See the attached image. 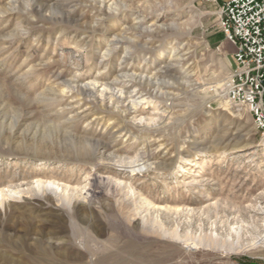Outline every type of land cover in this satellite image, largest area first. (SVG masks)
Wrapping results in <instances>:
<instances>
[{
  "label": "rangeland",
  "instance_id": "rangeland-1",
  "mask_svg": "<svg viewBox=\"0 0 264 264\" xmlns=\"http://www.w3.org/2000/svg\"><path fill=\"white\" fill-rule=\"evenodd\" d=\"M120 2L0 0V264H264V131L222 91L219 1ZM126 69L165 87L115 103Z\"/></svg>",
  "mask_w": 264,
  "mask_h": 264
},
{
  "label": "built area",
  "instance_id": "built-area-1",
  "mask_svg": "<svg viewBox=\"0 0 264 264\" xmlns=\"http://www.w3.org/2000/svg\"><path fill=\"white\" fill-rule=\"evenodd\" d=\"M217 12L219 27L234 47L222 91L246 107L257 130L264 131V0H225Z\"/></svg>",
  "mask_w": 264,
  "mask_h": 264
},
{
  "label": "bare ground",
  "instance_id": "bare-ground-1",
  "mask_svg": "<svg viewBox=\"0 0 264 264\" xmlns=\"http://www.w3.org/2000/svg\"><path fill=\"white\" fill-rule=\"evenodd\" d=\"M62 1H64V2H67V1H70V0H62ZM77 1H79V0H77ZM121 1V0H120ZM119 0H89V2L91 3L92 2V4H98L99 5V7H102V6H106V7H108L109 9L111 8V6H113V4L114 5H116V6H113V8L114 9H117L118 10V8H119V6L120 7H122L123 8V6H124V3L123 2H120ZM29 5H30V3H29ZM120 9V8H119ZM121 10V9H120ZM160 18V15H159V13H155V14H153L152 15V20H153V22H156V20L157 19H159ZM167 27V26H166ZM167 28H169V27H167ZM167 28H165V29H167ZM170 29H172V28H170ZM168 30V29H167ZM128 40V38H125V36H118V37H114L113 39H112V42H111V44H112V46L110 47V48H108V50L107 51H110V50H113L114 48H116L115 46H118V44L119 43H122V42H124V41H127ZM109 53V52H108ZM104 55H106V54H104ZM174 63V62H173ZM176 63V62H175ZM178 63V62H177ZM164 67H165V72H168L167 73V75H169L171 72H176V69H175V65L174 64H172L171 62H167V64L166 65H164ZM128 69H126V71H124V72H119V73H117L116 74V76L114 77V79H113V82H112V84L111 85H105V88H102L100 91H101V93H103V92H105V93H108L109 95H110V97L111 98H113L115 101V103H119V102H121L122 103V100H125V101H127V100H129L131 103L132 102H134L136 99H134V96L136 95V94H138V93H140L141 92V90L140 89H138L137 90V93L135 94L133 91H123V92H121V90H120V94H119V96L118 95H116V94H114V88H112V87H116V86H121L120 84H122L123 82V78H128V80L126 81L127 83H130V87H134V89H136V88H138V85H142V84H144L145 82H146V87L148 88V89H151L152 91L154 90H157V89H159V90H161V89H163L164 87H165V85H163V86H161V85H159V83L157 82V80L155 79V80H152V79H150V78H147V79H145L144 78V76H143V74L142 73H140V72H137V73H128V71H127ZM170 72V73H169ZM165 75V74H164ZM171 75V74H170ZM169 75V76H170ZM155 77V76H154ZM167 77V76H166ZM125 81V80H124ZM97 82H98V80L97 81H95V82H93L92 84H83V85H80V84H74V85H72L71 87H69L68 85H67V87H69L70 89H68V91H70V90H72V89H75V91L76 92H78V93H80V94H85V93H92L93 92V90L95 89V87H96V85H97ZM70 84V83H69ZM119 89H122L121 87H119ZM67 92V91H66ZM124 110H126V109H123L122 111H124ZM138 160L139 159H137V157H134V158H129V159H127V160H124V161H126V163L127 164H130V168L131 169H133L134 171H138V170H141L142 168H144L146 165L145 164H143V163H141V164H134V163H136V162H138ZM37 184L39 185V187H40V185L42 186V184H43V186L44 187H46V188H48V189H50V188H53V189H56V190H59L58 189V186L57 185H55L54 184V182H51V181H48V182H46V183H42L41 181H38L37 182ZM44 189V188H43ZM47 190V189H46ZM56 192V191H55ZM2 194V193H1ZM0 194V195H1ZM236 231V230H235ZM238 232V231H237ZM261 239H264V235H263V238H261ZM259 241V240H258ZM212 242H214L215 244H217V240L216 239H212Z\"/></svg>",
  "mask_w": 264,
  "mask_h": 264
},
{
  "label": "crops",
  "instance_id": "crops-1",
  "mask_svg": "<svg viewBox=\"0 0 264 264\" xmlns=\"http://www.w3.org/2000/svg\"><path fill=\"white\" fill-rule=\"evenodd\" d=\"M219 1V3H221V2H223V1H225V0H218Z\"/></svg>",
  "mask_w": 264,
  "mask_h": 264
}]
</instances>
